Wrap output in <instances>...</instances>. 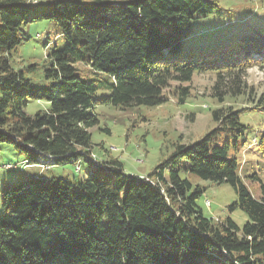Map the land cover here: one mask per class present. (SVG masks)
<instances>
[{"label":"trees","instance_id":"16d2710c","mask_svg":"<svg viewBox=\"0 0 264 264\" xmlns=\"http://www.w3.org/2000/svg\"><path fill=\"white\" fill-rule=\"evenodd\" d=\"M219 9L210 0H0V142L27 154L23 168L90 167L77 183L40 174L3 190L0 264H264V183L250 191L231 144L213 143L218 129L175 143L145 177L97 155L92 143L97 104L159 106L172 82L184 103L195 72L215 74L219 102L246 94L248 68L264 62V29L212 51L182 48L191 21ZM35 19L52 20L66 41L41 65L44 87L29 77L38 64L14 65L21 27ZM99 90L109 93L98 99ZM225 109H215L214 119L242 135L240 111ZM258 145L264 152V132ZM182 170L229 183L236 191L230 211L248 216L243 227L206 217L196 202L205 188Z\"/></svg>","mask_w":264,"mask_h":264},{"label":"rangeland","instance_id":"374dc122","mask_svg":"<svg viewBox=\"0 0 264 264\" xmlns=\"http://www.w3.org/2000/svg\"><path fill=\"white\" fill-rule=\"evenodd\" d=\"M210 1L219 5V11L191 21L190 30L182 41L184 50L212 51L235 38L249 41L264 29V0ZM20 36L22 41L14 55V65L38 64L37 72L29 77L36 87H44L46 79L41 65L55 49L63 48L65 38L50 19H35L24 24ZM79 67L84 76L92 77L91 71L81 65ZM215 80V74L195 72L191 93L184 103H179L174 94L180 83L172 82L171 88L166 91L168 100L159 106L97 104L94 111L100 124L91 128L94 152L104 158L117 157L124 163L126 172L146 176L158 164L169 159L175 143L190 144L218 129L213 143L231 144L230 155H234L239 163L243 182L251 192L258 194L261 183H264V152L258 145L264 132V101H260L264 98V62L248 68L244 77L246 94L224 96V101L219 102L212 95ZM108 93V90H99L96 96L100 99ZM220 108H226L225 112L228 108L240 111V122L244 126L242 135L235 129L223 128L214 119L213 111ZM26 157L27 154L15 144L0 142V214L3 190L24 178L31 181L34 176L30 172L34 170L45 176H64L72 183L86 178L90 172L86 163L82 164L80 172L76 171L77 164L54 165L50 170L42 169L41 165V169L29 165L26 169L23 168ZM181 163L187 164L185 161ZM180 174L187 177L193 186L205 188L196 202L206 217L221 220L231 217L240 228L243 227L248 216L240 208L230 211V205L236 202V191L229 183L216 184L183 170Z\"/></svg>","mask_w":264,"mask_h":264},{"label":"crops","instance_id":"0c3cea01","mask_svg":"<svg viewBox=\"0 0 264 264\" xmlns=\"http://www.w3.org/2000/svg\"><path fill=\"white\" fill-rule=\"evenodd\" d=\"M26 160V159H25ZM31 167H33V168H35V169H41L40 168V166L39 165H32ZM28 167H26V169H27ZM124 168H125V166H124ZM25 169V170H26ZM30 173H33V176H36V175H40V173H39V170H34V171H32V172H30ZM57 176H59L60 177V175H58V174H56ZM141 175V174H140ZM45 176V175H44ZM46 176H49V175H46Z\"/></svg>","mask_w":264,"mask_h":264},{"label":"built area","instance_id":"2783aa9c","mask_svg":"<svg viewBox=\"0 0 264 264\" xmlns=\"http://www.w3.org/2000/svg\"><path fill=\"white\" fill-rule=\"evenodd\" d=\"M95 159H97V158H95ZM44 168H48L49 167V164H45V165H42ZM79 168V167H78ZM143 177H145V175H143ZM208 203V205L210 204L209 202H207Z\"/></svg>","mask_w":264,"mask_h":264},{"label":"bare ground","instance_id":"6f19581e","mask_svg":"<svg viewBox=\"0 0 264 264\" xmlns=\"http://www.w3.org/2000/svg\"><path fill=\"white\" fill-rule=\"evenodd\" d=\"M94 158H96V156L94 155ZM101 159V158H100ZM95 160H98L99 161V158H97V159H95ZM50 161H47V162H44L43 164L45 165V164H50L49 163ZM101 163H102V160H101Z\"/></svg>","mask_w":264,"mask_h":264}]
</instances>
